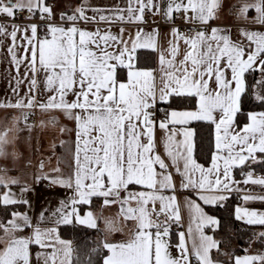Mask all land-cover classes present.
<instances>
[{
	"label": "snow or ice",
	"instance_id": "6c2138e0",
	"mask_svg": "<svg viewBox=\"0 0 264 264\" xmlns=\"http://www.w3.org/2000/svg\"><path fill=\"white\" fill-rule=\"evenodd\" d=\"M219 7L220 0H166L163 15L171 21L173 13L183 12L186 22L207 25L216 18ZM153 9L161 10L155 0H128L127 16L124 10L115 9L114 15H100L99 19L142 23L145 11ZM250 9L257 13L254 22L264 25V0L243 4L239 16L247 19ZM25 10L29 19L36 14L41 20L53 19V10L46 0H0V16L15 19L18 11ZM88 10L86 4H81L71 15L61 13V21L70 26L50 23L43 37L38 35L36 24L0 23V36L11 40L8 52L17 72L21 64H26L25 79L31 73L28 92L19 97L17 89L21 81L17 80L13 92L18 99L15 103L0 102V108L29 110L22 112L25 122L34 109H58L76 121L74 178L52 181L72 188L74 194L70 203L62 201L54 213L59 217L56 223L75 222L95 228L92 212L81 217L76 206L90 205L93 198H103L104 206L119 204L125 218L136 221L130 240L103 244L109 253L103 264H193V258L195 264H214L211 252L219 250V242L206 235L204 227H218L219 221L208 216L195 201L187 202L195 224V232L190 224L187 233L192 239L191 248L185 233L180 232L175 245L178 254L173 256L170 251L171 224H179L181 216L176 196L165 194L176 192L169 168H174L181 177L180 187L196 192L204 204L225 201L228 196L223 193L240 191L234 187L237 182L232 170L248 161L258 162L257 154L264 156V112L249 113L247 124L243 127L237 124L246 92L245 73L257 69L264 73V33L241 30L249 42L246 50L243 43L231 40L228 29L212 28L210 34L199 31L183 36L174 28L168 55L162 51L159 54L161 75L157 83L154 71L137 63L138 49L158 50L157 33H144L140 29L125 40L124 29L119 36L110 32L101 34L99 29L88 32L76 26L79 21L87 23L95 19L86 14ZM18 33H23L20 39L24 44L17 43ZM181 40L186 49L183 59L177 62ZM18 47L22 55L17 54ZM41 73L43 80L38 81ZM122 73H126V79L121 78ZM41 84L43 92L48 93L46 98L39 91ZM256 99L264 103V96L257 95ZM161 111L163 118L158 120L156 113ZM201 121L215 128L216 152L209 168L193 157L194 133L190 125ZM157 127L166 134L164 146L170 164L156 151ZM177 136H183V140L177 141ZM6 137L7 131L0 134V156L6 155ZM15 183L14 179L6 181L0 176V187ZM242 183L262 189L261 194L246 192L242 197L245 203L264 201V177L254 178L248 172ZM130 186L142 190L133 192ZM11 196L5 193L0 200L4 205L17 203ZM161 215L163 221L159 219ZM236 219L264 225V212L238 207ZM31 226L26 215L17 213L12 214L11 220L0 222V229L9 237L0 249V264H33L31 246L48 247L45 239L55 229L41 232L37 227L30 237L12 235ZM65 255H70V245ZM41 260L43 264H56L57 254L37 253L36 264ZM234 264H264V255L235 257Z\"/></svg>",
	"mask_w": 264,
	"mask_h": 264
},
{
	"label": "crops",
	"instance_id": "0c3cea01",
	"mask_svg": "<svg viewBox=\"0 0 264 264\" xmlns=\"http://www.w3.org/2000/svg\"><path fill=\"white\" fill-rule=\"evenodd\" d=\"M155 2L160 4L161 10L157 12L156 9H153V11L150 12L153 15V18L148 21L149 24H146L147 20L144 17L142 23H129L127 20H113L111 22H106L99 19L100 15H114L112 10L115 9L124 10L123 14L127 16L128 0H68L67 5H64L59 0H46V3L51 6L53 10L52 21L56 22V25L69 27L70 24L68 22L61 21L60 14L66 13L71 15L77 8L81 6V4H86L89 9L86 14L89 17L95 16V19L87 23L84 21H79L76 26L82 30L96 32L97 29H99L101 34L110 32L113 35L119 36L121 34V29H124L123 37L125 40H127L129 36L134 37L137 30L140 29H142L144 33H152L155 31L157 33L155 39L158 50L153 51L151 49H138L137 57H139V54L143 51L153 53L155 55V67L144 69L153 70L157 76V83H159V77L161 75L159 54L162 51L166 56L168 55L167 50L169 49V42L173 40L172 30L174 28L178 29L180 34L181 31L179 27L175 25L177 13H173V19L171 21L166 19L163 15V9L166 6V0H155ZM245 3L252 4L255 3V0H220V7L216 11V18L210 20L208 24L212 25L211 29H228V34L230 35L231 40L233 42L243 43L247 50L249 42L241 35V30L264 33V25L254 22V19L257 15L254 9L249 10L247 19L239 16V9ZM92 9H100L102 11L96 13L93 12ZM188 15L191 16L192 13L189 12ZM33 17L38 18L40 16L39 14H36ZM14 20L15 19H11L7 16H0V23L5 25L17 24L26 26L31 24L17 23ZM182 22L192 25H202L197 22H186L184 17ZM8 31H11V27H8ZM201 31L205 30L202 29ZM210 32L206 33L210 34ZM21 35H23V33H18V44L25 43L20 39ZM28 35H30V32ZM38 35L41 37L44 36L40 34L39 28ZM10 46V38L7 36H0V102L5 103L9 101L15 103V101L18 99V96L13 92V89H17V80L21 81L17 89L19 97H23L25 93L28 92L29 79L31 78V73H29L28 79H25L26 64H21L19 72H17L16 66L12 63L11 56L8 52V48ZM185 49L186 46L183 41H179V51L176 57L177 62L183 59ZM109 50L112 51L114 49ZM16 51L18 55L23 54L22 49L19 47L16 49ZM138 61L139 60H137V63ZM255 71L260 70L257 69ZM249 72L245 73L246 90V76ZM37 79L38 81H42L43 74H39ZM123 79H126V77ZM261 79L263 80L260 81ZM39 91L43 93V98L47 97L48 93L43 92L42 84L40 85ZM252 93L255 99L257 95L264 96V73H261L257 78L255 84L253 85ZM38 98L41 97L38 95ZM68 98L72 99L73 97L69 96ZM23 111L29 110L0 108V134H3L5 131H7L6 139L8 141L5 145L6 155L0 156V176H3L6 181L12 179L17 181V183L10 184L8 187H0V198H2L5 193H11V198L18 201L15 204L4 205L2 200H0V218L2 219L0 222H7L11 220L13 213L26 215L29 218L32 226L25 228L23 231L12 234L18 237L32 236L34 229L37 227L41 232L55 229V232L45 239V243L48 245V247L40 248L38 245L31 246V251L33 253V264H36L37 253L51 254L53 251H55L57 254L56 264H61V261H63V264H72V242L68 239L62 238L60 234V226L63 224L56 223V220L59 217L58 215H54V213L58 208L61 207L62 201L70 203V198L73 196L74 192L72 188L61 186L60 184L53 183L52 181L68 179L70 176L74 178L76 121L74 119L68 118L63 111L58 109H51L48 111L34 109L31 110L29 115V117L31 115L35 116L34 123L26 124L22 116ZM259 112L264 111H254L250 113ZM193 123L194 122H192V124ZM192 124L190 125V128L194 133L192 139L194 142L193 157L195 159V130ZM61 129L65 130L61 131ZM165 135V132L157 127L155 131L156 151L163 158H165L166 163L170 164L171 161L166 156L165 152ZM175 139L177 141H181L183 140V136H177ZM29 143H32L33 149L32 153L30 152L28 154L29 156L27 155L26 157L25 153L28 151L27 144ZM257 157L258 162L254 163L252 161H248L245 165L236 167L232 170V177L237 182L234 187L239 188L240 191H232L230 193L223 194L227 195L228 197H230L232 194L240 195L241 201L237 208H248L251 211L264 212V201L256 200L245 203L242 199L246 192H251L253 194H261L262 192L261 187L258 185L242 183L248 172H252L254 178L264 177L263 173H256L250 168L257 163H261L260 161H264V156L261 154H257ZM202 166L209 168L211 167V163L207 166ZM240 168H246V170L243 171V173L239 176L238 169ZM157 170L159 171V169ZM169 171L173 173V180L176 184V192H166L165 194L176 196V200L180 208L181 222L184 227V233L186 235L188 247L190 249L192 239L188 237L187 233L190 224L195 232V224L193 223L192 214L189 210L187 202L195 201L196 203H199L208 216L218 220V218L208 212L205 207L215 206L222 201L216 204H204L203 201L199 200L198 194L196 192L192 191L191 189H183L180 187L181 177L176 174L174 168L170 167ZM198 175L199 174H197V177ZM42 180H47L49 185L47 186L41 184ZM25 189H27V191H25ZM140 190L142 189L139 186H130V191L136 192ZM21 201H27V203H23ZM91 203L93 206L91 205L85 210L81 208L83 205H77V210L81 217H84L89 211L92 212L93 217L96 220V227H100L103 231L105 242L122 243L132 238L133 232L136 229V221L126 219L121 213V207L119 204L104 206L103 198H93ZM11 206H15L17 209L8 215V208ZM133 206L135 205L133 204ZM68 210H70V208ZM159 219L163 221L164 216L161 215ZM252 225L260 226V234L264 233V225ZM218 228L219 226L215 228L211 226H205L204 233L206 235L212 236L213 239L217 241L212 231L217 230ZM8 238L9 237L5 236L3 229H0V249L5 247ZM169 240L172 245L170 251L172 255L175 256L178 254L175 247V245L178 243V235L173 233L171 229ZM60 241L65 243H60ZM68 245H70V255L66 256L65 253L68 251ZM108 255L109 253L107 256ZM246 255H264V247L259 248L253 245L250 247V249L246 250L245 253L233 256L231 251L224 250L221 252L219 244V250L213 249L211 252V258L214 261V264H234L235 257H243ZM40 264H43L42 260L40 261ZM193 264H195L194 258Z\"/></svg>",
	"mask_w": 264,
	"mask_h": 264
},
{
	"label": "trees",
	"instance_id": "16d2710c",
	"mask_svg": "<svg viewBox=\"0 0 264 264\" xmlns=\"http://www.w3.org/2000/svg\"><path fill=\"white\" fill-rule=\"evenodd\" d=\"M138 66L141 68H154L155 55L149 52H141L138 57ZM261 71H250L246 76L247 90L242 97V112L238 115L239 127L248 122V114L254 111H264V103L256 100L253 96V85L261 74ZM122 73L121 78H125ZM176 107H183L178 105ZM190 107V106H189ZM195 130V159L202 165H209L215 152V128L208 122H194ZM256 173L264 174V162L250 167ZM246 168L238 169L240 176ZM241 197L232 194L227 200L215 206L205 207L208 212L219 220V228L212 231L214 237L220 244V251H231L232 255H240L250 249L251 246L264 247V236L260 234V226L247 224L236 219V209L240 204ZM88 206H82L85 210ZM93 206V205H92ZM17 209L15 206L8 208V215ZM62 238L68 239L73 245L72 264H103L108 250L103 247L105 243L104 234L100 227L90 228L77 223L60 226Z\"/></svg>",
	"mask_w": 264,
	"mask_h": 264
},
{
	"label": "built area",
	"instance_id": "2783aa9c",
	"mask_svg": "<svg viewBox=\"0 0 264 264\" xmlns=\"http://www.w3.org/2000/svg\"><path fill=\"white\" fill-rule=\"evenodd\" d=\"M29 17V13L25 10L22 12H17L16 18H15V22L17 23H31V24H36L40 30V34L41 35H45L46 31H47V25L52 23V24H56V22L54 21H49V20H41L40 17L35 18L32 16V18H28ZM184 17L183 12L181 13H177L176 15V20H175V25L179 27L180 31H181V35L183 36H191L192 34H195L196 32L201 31L202 29H204L206 32H210L211 31V24H207V25H192V24H187V23H183L182 19ZM144 18L147 20L146 24H149L148 21H150L153 18V15L148 12L145 11L144 13ZM156 118L162 119L163 118V112H157L156 113ZM35 121V116L31 115L28 120L25 122L26 124H32ZM43 185H49V182L47 180H42L41 181ZM171 230L173 231V233H175L176 235H178L180 232H184V227L182 225V222L180 220L179 224L176 223H172L171 224Z\"/></svg>",
	"mask_w": 264,
	"mask_h": 264
},
{
	"label": "rangeland",
	"instance_id": "374dc122",
	"mask_svg": "<svg viewBox=\"0 0 264 264\" xmlns=\"http://www.w3.org/2000/svg\"><path fill=\"white\" fill-rule=\"evenodd\" d=\"M60 2H62L64 5H67L68 4V0H59ZM263 79H261L260 81H262ZM28 146V151H26L25 153V156L27 157V155L31 152L32 153V149H33V146H32V143H29L27 144ZM29 156V155H28ZM0 221H2V219L0 218Z\"/></svg>",
	"mask_w": 264,
	"mask_h": 264
}]
</instances>
